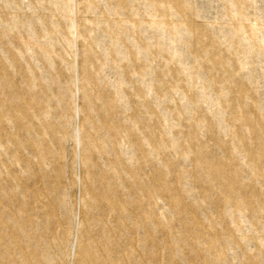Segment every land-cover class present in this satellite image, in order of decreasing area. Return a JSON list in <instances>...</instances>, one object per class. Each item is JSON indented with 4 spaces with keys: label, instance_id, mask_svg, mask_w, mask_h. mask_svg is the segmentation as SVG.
I'll return each instance as SVG.
<instances>
[{
    "label": "rangeland",
    "instance_id": "374dc122",
    "mask_svg": "<svg viewBox=\"0 0 264 264\" xmlns=\"http://www.w3.org/2000/svg\"><path fill=\"white\" fill-rule=\"evenodd\" d=\"M0 264H264V0H0Z\"/></svg>",
    "mask_w": 264,
    "mask_h": 264
}]
</instances>
